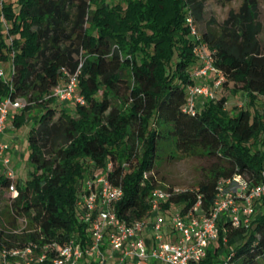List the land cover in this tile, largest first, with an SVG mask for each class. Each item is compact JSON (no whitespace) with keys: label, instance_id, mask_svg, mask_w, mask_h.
<instances>
[{"label":"trees","instance_id":"trees-1","mask_svg":"<svg viewBox=\"0 0 264 264\" xmlns=\"http://www.w3.org/2000/svg\"><path fill=\"white\" fill-rule=\"evenodd\" d=\"M204 3L0 0V64L11 61L14 68L8 81L0 77V101L12 97L25 103L13 117L15 131L28 113L40 109L28 136L30 176L21 177L25 186L15 209L40 227L44 240L65 243L76 235L90 243L76 203L85 179L105 172L109 164L107 178L124 191L113 210L129 225L148 220L163 144H173L182 154L199 150L212 160L196 190L174 194L163 206L165 216L187 212L198 202L199 211L208 215L220 181L241 176L252 185L262 182L264 48L255 0L230 11L221 33L202 35L226 77L222 90L241 91L247 107L229 111L228 98L217 95L195 115L184 111L198 66L197 40L187 19L201 22ZM79 57L85 105L73 104L68 111L52 91L64 80L63 70L77 71ZM10 183L0 164V191ZM256 209L248 227L221 222L219 239L200 264L264 263V198ZM10 216L8 210L0 213V228Z\"/></svg>","mask_w":264,"mask_h":264},{"label":"built area","instance_id":"built-area-1","mask_svg":"<svg viewBox=\"0 0 264 264\" xmlns=\"http://www.w3.org/2000/svg\"><path fill=\"white\" fill-rule=\"evenodd\" d=\"M187 23L191 35L197 40L194 53L198 66L193 73L195 84L188 86L186 91L184 111L195 115L206 101L216 99L226 77L215 67L213 54L202 41L195 20L189 17ZM82 66L80 60L74 74L63 70L64 80L52 91L53 97L61 104L85 105L78 82ZM12 72L13 66L11 75ZM0 77L5 79L2 69ZM24 107L22 99L5 97L0 101V164L5 176L11 181L7 188L0 191V213L8 210L11 215L2 220L4 224L0 228V264H82L84 258L105 264L108 250L117 256L114 264H144L150 261L200 264L219 239L220 223L227 221L236 228L248 227L256 214L258 202L264 198V173L258 185H252L237 176L218 183L217 199L208 215L199 211L201 203L198 202L194 209L187 212L177 210L172 216H165L163 206L174 194L184 191L157 188L150 194L151 217L129 225L113 210V206L123 198L124 191L107 178L112 169L109 164L107 172H97L85 179L76 203V213L86 227L90 243L85 244L76 235L70 236L65 243L46 241L40 227L33 225L28 216L15 209L19 192L25 183L12 166L10 144L1 140L14 130L13 117ZM146 231L152 233L150 242L145 237ZM7 237H12L11 242L4 241ZM21 237L31 239L23 244L14 242L13 239Z\"/></svg>","mask_w":264,"mask_h":264},{"label":"rangeland","instance_id":"rangeland-1","mask_svg":"<svg viewBox=\"0 0 264 264\" xmlns=\"http://www.w3.org/2000/svg\"><path fill=\"white\" fill-rule=\"evenodd\" d=\"M255 1L258 5V22L262 28L260 40L264 48V0ZM204 2L203 20L197 24V29L201 35L205 34L208 30L216 34L221 33L223 23L228 18L230 11H238L244 0H204ZM0 17H2L1 14ZM79 59L82 60L81 57ZM11 66V61L0 64V69L4 70L5 80L7 81L11 75ZM217 95L218 97L228 98L227 109L229 111L240 108L245 109L247 107L246 98L241 91L233 93L230 88H226L220 90ZM262 104L264 105V100ZM64 107L68 111H71L73 104L65 105ZM39 111V108H35L33 112L27 114L26 122L18 131L12 130L5 135L7 137L1 138L2 141L8 142L14 138H18L15 140L17 143L15 142L16 145L12 152L14 158L18 156L17 159L19 161L14 168L23 179L29 178L30 176L31 167L28 163V136L30 130L35 126L36 120L39 118ZM200 153L197 150L195 153L182 154L176 151L173 144H163L156 164V177L159 188L165 190L173 187L177 191L196 190L199 184L206 178L210 165L212 164V160L204 157ZM155 264L164 263L155 262Z\"/></svg>","mask_w":264,"mask_h":264},{"label":"crops","instance_id":"crops-1","mask_svg":"<svg viewBox=\"0 0 264 264\" xmlns=\"http://www.w3.org/2000/svg\"><path fill=\"white\" fill-rule=\"evenodd\" d=\"M7 137V136H3L2 138ZM18 138H14L12 139L10 142L8 141H4L7 142L11 145V148L13 150V148L15 147ZM16 142V143H15ZM18 158V156H16ZM11 158H12V166L15 167L16 164H18V159L14 158L13 152L11 151ZM145 237L147 239L148 242H150V239L152 238V233L149 231H146L145 233ZM117 260V256L113 255L109 250L107 251V261L105 262V264H114V262ZM82 264H99L96 261H93L91 258H84ZM128 264H134L133 262H129ZM144 264H155V261H150V262H145Z\"/></svg>","mask_w":264,"mask_h":264}]
</instances>
